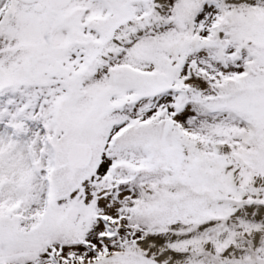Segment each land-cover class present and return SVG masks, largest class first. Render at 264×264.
<instances>
[{
    "label": "snow or ice",
    "instance_id": "snow-or-ice-1",
    "mask_svg": "<svg viewBox=\"0 0 264 264\" xmlns=\"http://www.w3.org/2000/svg\"><path fill=\"white\" fill-rule=\"evenodd\" d=\"M0 264H264V0H0Z\"/></svg>",
    "mask_w": 264,
    "mask_h": 264
}]
</instances>
